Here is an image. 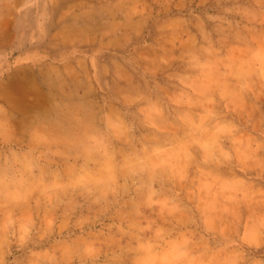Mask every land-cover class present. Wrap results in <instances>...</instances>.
<instances>
[{
    "label": "rangeland",
    "instance_id": "rangeland-1",
    "mask_svg": "<svg viewBox=\"0 0 264 264\" xmlns=\"http://www.w3.org/2000/svg\"><path fill=\"white\" fill-rule=\"evenodd\" d=\"M19 163L0 264H264V0H0Z\"/></svg>",
    "mask_w": 264,
    "mask_h": 264
},
{
    "label": "clouds",
    "instance_id": "clouds-1",
    "mask_svg": "<svg viewBox=\"0 0 264 264\" xmlns=\"http://www.w3.org/2000/svg\"><path fill=\"white\" fill-rule=\"evenodd\" d=\"M36 179L33 170L23 163H19L18 166L9 164L6 169L0 170V189L22 191L35 186ZM177 254L181 257L187 256L184 248H179Z\"/></svg>",
    "mask_w": 264,
    "mask_h": 264
}]
</instances>
